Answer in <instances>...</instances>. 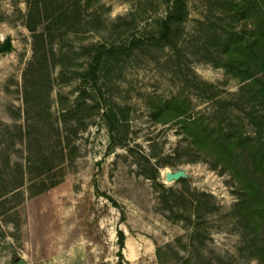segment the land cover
I'll return each mask as SVG.
<instances>
[{
    "label": "rangeland",
    "instance_id": "1",
    "mask_svg": "<svg viewBox=\"0 0 264 264\" xmlns=\"http://www.w3.org/2000/svg\"><path fill=\"white\" fill-rule=\"evenodd\" d=\"M226 1L189 0L188 18L166 44L158 26L166 0H44L32 19L36 0H0V46L12 40L11 51L0 53V264L22 257L26 264H264V220L259 236L243 238L230 212L237 181L213 168L214 158L175 121L152 115L154 103L179 96L188 116L216 124L215 90L204 82L222 98L239 91L211 37L231 21L221 13L231 8ZM29 23L45 34L47 66H28ZM98 54L92 80L86 73ZM110 109L119 119L113 132L104 115ZM238 154L245 165L246 154ZM154 167L159 181L181 192L174 214L148 178ZM179 168L190 175L185 184L166 182L163 172ZM194 190L213 196L201 217L190 216Z\"/></svg>",
    "mask_w": 264,
    "mask_h": 264
},
{
    "label": "trees",
    "instance_id": "2",
    "mask_svg": "<svg viewBox=\"0 0 264 264\" xmlns=\"http://www.w3.org/2000/svg\"><path fill=\"white\" fill-rule=\"evenodd\" d=\"M43 1L36 0L35 6L31 4L29 18L32 19L35 15L34 10L40 8ZM166 1L168 3L166 14L160 19L158 26L160 39L170 44L173 43L178 28L188 18L189 0ZM225 3L231 8L221 13H226V17L231 21L224 31L213 30L211 37L219 41L216 53L224 60L220 64L232 77L237 78L241 85L234 96L226 99L219 96L216 85L204 82L206 86L215 90L210 98L214 101L213 116L219 118L218 122L216 124L205 123L202 117L188 116L190 108L186 100L179 96L154 103L151 108L156 121L163 124L175 121L193 147L199 151H206L212 156L215 160L213 168L222 166L229 171L237 181L235 190L237 202L230 211L232 217L240 226L243 238L251 233L257 237L259 236V223L264 220V0H229ZM240 19L245 20L241 27L236 24V21ZM28 28L33 32L34 39L33 58L29 62V68H36L43 63H46V66L49 65V51L45 46L42 48L40 45V39L45 40V34L39 32L37 26L31 23L28 24ZM101 59L100 54L95 56L93 64L87 70L86 76L92 80L97 79V66ZM62 70H65L64 66ZM25 79H28V70L25 73ZM30 93L26 85L25 99L27 102ZM116 106L119 110L122 109L121 106ZM61 111L62 115H65L66 112ZM117 114L113 109L104 112L112 132L116 129V122L119 121ZM226 114L230 115L229 123L226 122ZM186 115L187 118H183ZM231 118L238 122L233 124ZM237 126L240 130L236 128ZM4 127L6 130L11 128L7 124H4ZM17 127L15 125V128ZM19 130L20 139L23 140L25 134L21 126ZM27 137L30 142V136L27 135ZM239 152L247 156L245 165L240 162ZM158 170L159 167H154L153 173L148 178L162 189L159 200L163 209L174 214L177 211V194L181 192L159 181ZM186 181V179H180L177 182L185 184ZM19 187L12 188L11 192ZM4 195L0 191V201L4 199ZM193 195L194 198L188 200L194 207L190 216L201 217L203 211H212V208H204V204L208 203L206 198H213L211 194L194 190ZM113 203L116 205V202ZM212 205L218 208L215 203ZM195 233L197 232H193L191 237L194 238ZM118 239L121 247L119 257L122 258V248L125 243V233L122 230L118 231Z\"/></svg>",
    "mask_w": 264,
    "mask_h": 264
},
{
    "label": "water",
    "instance_id": "3",
    "mask_svg": "<svg viewBox=\"0 0 264 264\" xmlns=\"http://www.w3.org/2000/svg\"><path fill=\"white\" fill-rule=\"evenodd\" d=\"M12 49V40L10 37L6 38V40L0 46V53L9 52ZM190 175L187 173L185 168H179L175 171L168 170L165 174L166 182H174L180 179L189 178ZM18 264H26L25 258H20Z\"/></svg>",
    "mask_w": 264,
    "mask_h": 264
},
{
    "label": "bare ground",
    "instance_id": "4",
    "mask_svg": "<svg viewBox=\"0 0 264 264\" xmlns=\"http://www.w3.org/2000/svg\"><path fill=\"white\" fill-rule=\"evenodd\" d=\"M166 172H167V171H164V172H163L164 176H165Z\"/></svg>",
    "mask_w": 264,
    "mask_h": 264
}]
</instances>
